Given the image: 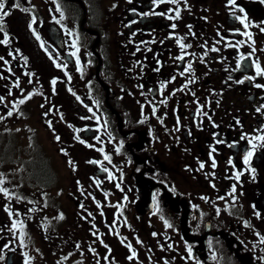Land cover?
Segmentation results:
<instances>
[{"label":"flooded vegetation","instance_id":"1","mask_svg":"<svg viewBox=\"0 0 264 264\" xmlns=\"http://www.w3.org/2000/svg\"><path fill=\"white\" fill-rule=\"evenodd\" d=\"M89 1L4 0L0 264H264V0Z\"/></svg>","mask_w":264,"mask_h":264},{"label":"rangeland","instance_id":"2","mask_svg":"<svg viewBox=\"0 0 264 264\" xmlns=\"http://www.w3.org/2000/svg\"><path fill=\"white\" fill-rule=\"evenodd\" d=\"M36 2V6L38 8V10L42 13L39 15V17L41 18V20L43 18H47L49 16H52V17H55V18H58L56 17L55 15H59L60 11H57L55 10V8H59L61 7V9H66V15L64 14L61 19V22H68L69 20L71 21H79L80 19L81 20V24L83 26H85L86 28L88 27V21H86V17H87V13H88V10H87V7L85 9H83V13L82 11L80 12H77L76 8L74 7L73 3L71 1H74V2H78L77 0H57L58 3L56 4V6L53 4V3H49L48 0H34ZM66 1V2H65ZM97 1V4L99 5V8L101 9V11L104 9L103 7L106 6L105 2L107 0H96ZM65 2V3H64ZM90 4H92L91 7H97L98 5H96L95 2L93 1H89ZM79 3V2H78ZM60 16V15H59ZM66 17V18H64ZM85 21L87 23H85ZM85 23V25H84ZM56 27V25H54L52 22H49L47 25H46V30L49 33L51 34H56L58 39L61 38V35L59 32H57L54 27ZM57 28V27H56ZM45 77V75H44ZM38 131V132H37ZM35 137L37 135L36 138H39L42 140V143L43 141H45V137H46V132L44 130H40V129H35V131L33 132ZM23 134H18L17 136H14L12 138H10L11 140H15V139H21L23 138L22 136ZM7 141H9L7 139ZM10 142V141H9ZM47 143V142H46ZM15 145V144H14ZM16 145H19V143H16ZM15 148H18L17 146H14ZM55 149V148H54ZM53 149V151H54ZM55 153H57L56 151H54ZM30 156V155H29ZM57 157L59 156H56L55 154H52V158L51 160L49 161L48 159V164L49 166H51L50 164H52V169H53V172H54V179L52 180L51 182V185L47 187V190H48V193H47V197H49L52 201H56V200H61V201H70V199H67V197H63V190L69 186V184H72V181H73V178L71 176V174H69V169L66 167V166H63V164L60 162V160L62 159H58ZM47 160V159H46ZM5 168L6 169H9V170H14V168L12 167V165H5ZM54 168H56L57 172L54 171ZM42 170V168H41ZM66 172L67 173V176H65L63 173ZM8 183H10L11 185H13L14 183V179H7ZM22 185V182L20 183H17L13 186L14 189L20 187ZM24 186L25 183H24ZM11 188V187H10ZM40 188V187H38ZM22 192L25 191V190H21ZM19 192L17 190L13 191L12 190V194L11 195H7L6 194V197L7 198H11L13 201L12 202H19L20 200V197L18 198L16 196V193ZM229 214H237L235 217L232 218L231 222H240L241 220H244V216L239 212H236L234 210H230L229 211ZM231 222L230 224L227 223V227H231ZM230 230V228H228L226 231L228 232ZM224 237V235H222ZM225 242H227V240H225ZM228 243H233V240H229L228 239ZM38 254V253H37ZM43 255H39L37 256L38 258V261H40V257H42ZM37 260V259H36ZM37 262V261H36ZM228 263V262H227ZM228 264H231L230 262Z\"/></svg>","mask_w":264,"mask_h":264},{"label":"snow or ice","instance_id":"3","mask_svg":"<svg viewBox=\"0 0 264 264\" xmlns=\"http://www.w3.org/2000/svg\"><path fill=\"white\" fill-rule=\"evenodd\" d=\"M17 6H18V5H17ZM5 7H6V5H5L4 0H0V22L3 21V18H4L5 16L9 15V12L5 10ZM2 30H3V29L0 28V31H2ZM37 38H39V37H37ZM3 42H6V41H3ZM258 71H259V69H258ZM52 83L55 84V81H53ZM257 87H260V85H257ZM0 99H2V98H0ZM21 103H23V101H21ZM154 111H155V109H154ZM9 115H11V113H9ZM249 155H251V153H249ZM246 162H247V160H246ZM213 166H215V162H213ZM201 167H203V165H201ZM234 190H235V189H233V191H234ZM0 191H5V190L2 189V188H0ZM5 194H7V193L5 192ZM262 242H264V241H262ZM133 255H135V253H133Z\"/></svg>","mask_w":264,"mask_h":264},{"label":"water","instance_id":"4","mask_svg":"<svg viewBox=\"0 0 264 264\" xmlns=\"http://www.w3.org/2000/svg\"><path fill=\"white\" fill-rule=\"evenodd\" d=\"M239 258L242 260V262H243L244 264H246V260L244 259L243 256H240V255H239Z\"/></svg>","mask_w":264,"mask_h":264}]
</instances>
